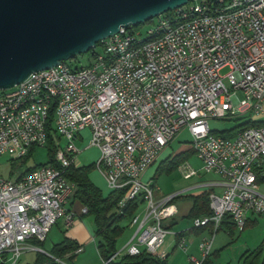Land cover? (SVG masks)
<instances>
[{
	"label": "built area",
	"instance_id": "2783aa9c",
	"mask_svg": "<svg viewBox=\"0 0 264 264\" xmlns=\"http://www.w3.org/2000/svg\"><path fill=\"white\" fill-rule=\"evenodd\" d=\"M153 29H161L158 39L136 45L141 28L122 26L93 46L99 50L87 64L61 60L0 88V156L21 157L32 146H45L55 102L59 163H42L20 176L0 174V260L6 254L4 260L16 264L23 250L41 249L31 238L43 240L59 218L69 226L87 212L85 205L80 214L68 206L75 184L64 173L75 163V141L85 127L91 132L88 145L99 149L94 163L107 186L125 187L118 211L128 199L145 203L129 219L134 229L127 241L101 264L124 253L167 255L165 238L176 231L164 222L176 216V199L191 186L161 193L141 175L183 127L201 168L220 175L222 185L218 192L213 181L205 184L212 213L192 218V226L213 225L197 243L199 256L188 259L201 264L226 214L241 230L248 218L264 213V119L231 136L209 125L210 118L254 120L253 113L264 110V0L183 3L145 32ZM113 51H121V58L112 59ZM178 167L185 178L198 173L188 161ZM185 235L174 244L185 247Z\"/></svg>",
	"mask_w": 264,
	"mask_h": 264
},
{
	"label": "water",
	"instance_id": "95a60500",
	"mask_svg": "<svg viewBox=\"0 0 264 264\" xmlns=\"http://www.w3.org/2000/svg\"><path fill=\"white\" fill-rule=\"evenodd\" d=\"M188 0H0V88Z\"/></svg>",
	"mask_w": 264,
	"mask_h": 264
},
{
	"label": "trees",
	"instance_id": "16d2710c",
	"mask_svg": "<svg viewBox=\"0 0 264 264\" xmlns=\"http://www.w3.org/2000/svg\"><path fill=\"white\" fill-rule=\"evenodd\" d=\"M173 11L174 9H172V12ZM165 13L171 14L167 11H165ZM146 21L153 22L154 20L152 17ZM144 22L132 24L129 25V27L140 28L142 27ZM100 43L101 40L97 41L95 45L97 46ZM95 51L96 47H92L89 50L92 56ZM76 57L77 55L67 59L72 66L80 65L77 62ZM54 105L55 102H52L49 110L48 119L46 122L47 142L45 146L47 149L48 159L42 163H51L58 166L59 163L55 159L57 149L55 139L57 138V135L53 126ZM261 122L262 120H240L229 128H223L220 130L212 129V132L222 134L224 136H231L241 128L252 124H258ZM34 149L35 146H32L25 155L21 157H11L10 174H13L15 172V168L21 166L23 163L26 162L27 158L32 154ZM192 152H194V150L191 146H189L186 150L168 154L165 158L161 159L158 162L155 172L152 175V178L155 180L161 172H169L173 168L178 167L181 163L187 161L188 156H190ZM42 163H35L33 165L26 166L25 168L20 170L17 175L20 176L23 173ZM94 166V161L89 164L72 163L65 167L64 173L75 184L71 196V203L77 202L87 207L86 213L92 215L95 224L94 239L96 241L97 250L103 259H107L117 250L116 239L124 228L122 221L124 219H130L132 214L137 210L139 206V200L128 199L127 203L125 202L124 204L125 206L123 205L124 207L121 208V211H118L117 202L120 197L125 193V187L114 189L109 188V190L104 193L101 187L98 186L89 176V172ZM209 192L210 188L204 187L198 192L185 193L181 195L187 197L190 200V206L187 212L183 214V216L192 219L196 216L211 215L212 210L209 205ZM178 217H172L171 219L164 222V225L171 228L173 224L178 221ZM255 220V218H248L244 227L248 224L254 223ZM212 225V222H208L205 225L190 226L188 228L181 229L176 232L175 238L177 240L181 235H184L186 233L198 234L202 231L209 230ZM221 226H225L229 234H232L234 228H236L234 222L230 219V216L228 214L224 216L218 229ZM96 237H98V239H96ZM30 242L39 246L41 249H37L35 251V256L33 260L25 264H69L66 261L65 257H74L76 254L75 249L81 245V243L77 239L69 236L66 233H63L61 238L52 242L48 249L44 247L45 239L40 240L36 238H31ZM175 246L176 245L174 244L173 248ZM172 249L168 250V253L165 257H158L146 251H141L135 254L124 253L119 257L109 260L107 264H169L168 254L171 252ZM217 253V250L210 251V253H208L203 258L201 264H218L214 261V256ZM5 257L6 254H3V259L0 260V264H8L4 260ZM187 264L193 263L189 260ZM222 264L232 263L228 261ZM236 264H264V245L262 243H259L253 249H246L239 256L238 263Z\"/></svg>",
	"mask_w": 264,
	"mask_h": 264
},
{
	"label": "rangeland",
	"instance_id": "374dc122",
	"mask_svg": "<svg viewBox=\"0 0 264 264\" xmlns=\"http://www.w3.org/2000/svg\"><path fill=\"white\" fill-rule=\"evenodd\" d=\"M197 1L198 0H188L190 4H194V2ZM167 12L171 13L172 9H168ZM164 13L165 11L155 15L153 17V20L157 19L158 16L163 15ZM151 22L152 21H146L143 23L142 27H140L142 30L141 36H145L146 34L145 29ZM96 49L99 50V47H96ZM76 58L79 64H87L93 59V56L89 51H86L77 54ZM227 70H228V66H225L220 70V72L224 73ZM224 81L227 83L226 78H224ZM238 94L241 95V93ZM263 107H264V103H263ZM237 118L238 117L210 118L209 125L212 129H217V130L223 128H229L232 125H234L236 122L240 121ZM252 119L254 120L264 119V110L262 112L253 113ZM81 133L83 134V138H77L75 141L76 145L79 148V151L76 154L75 163L89 164L92 161H96V159L99 156V149L95 145H88L91 134L89 127H85L81 129ZM191 139H192V135L189 129L186 127L181 128L176 133L174 138L167 145H165L164 148L158 153L156 159L145 168V170L141 175V179L143 181H150L152 183L153 182L156 183L161 193H167L191 186L195 182L204 181L215 177V174H213L212 172H205L201 168V160L196 156L194 152H192L190 156H188L187 161L191 164L192 167L198 169L197 174L189 178H185L179 167H176L170 170L169 172H165V171L161 172L155 180L152 178V175L155 172L158 162L161 159L165 158L170 153L186 150L190 145L189 142ZM63 142L64 139L62 138V143ZM10 159L11 156L9 154H2L0 156V173L4 177H8V176L14 177L20 170H22L26 166L33 165L35 163L45 162L48 159L47 149L46 146L43 145L35 146L34 151L27 158L26 162L23 163L21 166L15 168V172L13 174H10V170H11ZM89 176L91 179L93 177L94 180H96L95 176L103 179L102 177L103 175L100 173V171L96 166L91 168L89 172ZM95 183L98 184L97 182ZM204 187H205L204 185L191 187L188 188L186 192L187 193L195 192L196 190L203 189ZM101 188L104 193H106L107 190H109L108 186H106L105 188L104 187ZM261 189L264 190V183L261 186ZM178 199H179L178 202H180L183 206L189 203V199L185 196H179ZM144 205L145 203L142 202L139 205V209L143 208ZM80 207H82V205L78 203L77 209H74L76 213L80 212ZM176 217H178V221L175 224H173L172 226L173 231H179L181 229L192 226V219L187 218L182 214L180 215L179 208ZM254 218L256 219L254 223L248 224L241 230L234 228L232 234L228 233V230L225 226H221L215 232L212 240L211 251H216V250L218 251V253L214 256V261L216 263L222 264L229 261L232 264H236L238 263L239 256L246 249H253L259 243H262L264 245V213L256 214L253 217H251V219ZM58 220H59L58 224H54L51 227L49 233L47 234V237L44 242V247L46 249L50 247L52 242L58 240V236H57L58 233H63L66 231H68L71 234H76V236H78L80 239H87L88 235H91V233L93 237H95L94 236L95 224L93 221V217L90 214L83 213L81 216L77 214L75 216L73 225L71 226L69 225L67 229L64 228L63 219L59 218ZM122 224L124 225V228L116 239V248L118 250L127 241V239L132 234L134 229V226L130 224L129 219H124L122 221ZM208 234L209 231L205 230L198 234L188 233L187 235H185V239H187L186 246L185 247L179 245L175 246L168 254V263L187 264L189 261L188 259L189 254H194L196 256H199L197 243L202 236H206ZM96 239H98V237H96ZM169 241H172V234H168L167 237L165 238V243ZM88 242H90V244L86 246L85 251L76 253L75 256L72 258L65 257L66 261L69 264L72 263L78 264L76 260L80 261L87 255L92 256L93 258L96 257V259H98L99 256L96 251L94 243L91 241V238ZM35 251L36 249L23 250L19 256L17 264H25L27 262H31L35 256ZM6 262L9 263L8 260H6Z\"/></svg>",
	"mask_w": 264,
	"mask_h": 264
},
{
	"label": "crops",
	"instance_id": "0c3cea01",
	"mask_svg": "<svg viewBox=\"0 0 264 264\" xmlns=\"http://www.w3.org/2000/svg\"><path fill=\"white\" fill-rule=\"evenodd\" d=\"M83 138V137H82ZM93 162V161H92ZM78 164H80V163H78ZM211 172V171H210ZM213 174H215V177H213V178H210V179H207V180H204V181H198V182H195V183H193L192 185H191V187H195V186H206L205 184H206V182H208V181H213L214 182V184L212 185L213 186V188H214V190L215 191H220L221 189H222V185L219 183V181L221 180V177H220V175H218L217 173H215V172H212ZM96 178V180H94L93 179V177H92V180L93 181H95V182H97L101 187H106L107 186V183H106V181H105V178L103 177V179H101L100 177H97V176H95ZM97 184V185H98ZM98 185V186H99ZM188 187H190V186H188ZM102 189V188H101ZM199 190H201V189H199ZM199 190H196L195 192H198ZM108 191V190H107ZM179 201V199L177 200V204H178V208H179V213H180V215L182 214H185L186 212H187V210H188V208H189V206H190V200H189V203L188 204H186L185 206H183L180 202H178ZM68 206H71L72 208H74V209H77V207H78V203L77 202H72L71 203V199L69 200V202H68ZM81 216V215H80ZM58 222H59V220H57L56 221V223L55 224H58ZM74 222V221H73ZM71 225H73V223L71 224ZM70 225V226H71ZM69 226H66L65 224H64V228L65 229H67ZM51 229V228H50ZM50 231V230H49ZM177 232V231H176ZM49 233V232H48ZM63 233H66V234H68L69 236H71V237H73V238H75V239H77L80 243H81V245L83 246V249L81 250V251H79V252H83V251H85V249H86V246L88 245V244H90V242H88L89 240H90V238H91V241L94 243V245H95V248H96V251H97V253H98V256H99V258L98 259H96V257H92V256H89V255H87L86 257H84L83 259H81L80 261H78V260H76V262H78V264H101L102 263V257L100 256V254H99V252H98V250H97V246H96V241H95V239H94V237H93V235H92V233H91V235H88V237H87V239H80L78 236H76V234H71V233H69L68 231H66V232H63ZM63 233H58L57 234V236H58V239L59 238H61V236H62V234ZM188 233H186V235H187ZM91 236V237H90ZM47 237V236H46ZM46 239V238H45ZM82 240V241H81ZM174 242H175V237L172 235V241H169V242H167V243H165V247L168 249V250H170V249H172L173 248V246H174ZM76 253H78V252H76ZM72 264H76V263H72Z\"/></svg>",
	"mask_w": 264,
	"mask_h": 264
},
{
	"label": "bare ground",
	"instance_id": "6f19581e",
	"mask_svg": "<svg viewBox=\"0 0 264 264\" xmlns=\"http://www.w3.org/2000/svg\"><path fill=\"white\" fill-rule=\"evenodd\" d=\"M184 5H193V4H190L187 1L184 3ZM178 7H180V6H178ZM145 33H146L145 36L140 35V36L136 37V45H146L148 43H151L153 40L158 39L161 36V29H153L152 31H147ZM120 58H121V51H113L112 52V59H120ZM17 84H19V83H17ZM125 202L127 203V201H123L121 208H123L125 206L124 205Z\"/></svg>",
	"mask_w": 264,
	"mask_h": 264
}]
</instances>
